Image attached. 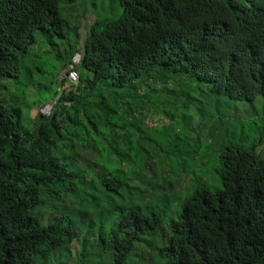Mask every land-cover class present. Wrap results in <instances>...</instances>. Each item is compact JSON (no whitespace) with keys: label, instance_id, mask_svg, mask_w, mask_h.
<instances>
[{"label":"trees","instance_id":"trees-1","mask_svg":"<svg viewBox=\"0 0 264 264\" xmlns=\"http://www.w3.org/2000/svg\"><path fill=\"white\" fill-rule=\"evenodd\" d=\"M112 1L121 10L80 31L61 0H0V264H38L64 250L87 262L93 239L109 264H133L137 242L155 232L158 264H264V159L243 142L216 156L222 188L196 187L172 221L169 192L154 188L155 157L172 167L173 143H190L183 132L194 105L201 121L223 122L221 107L264 99V0ZM42 52L54 60L47 68L37 66ZM77 54L73 87L61 75ZM163 112L184 128L161 147L145 123ZM134 181L158 204L123 209L103 234L105 185ZM63 195L81 221L46 215Z\"/></svg>","mask_w":264,"mask_h":264},{"label":"rangeland","instance_id":"rangeland-1","mask_svg":"<svg viewBox=\"0 0 264 264\" xmlns=\"http://www.w3.org/2000/svg\"><path fill=\"white\" fill-rule=\"evenodd\" d=\"M69 8H74L73 23L77 27L80 26V29L78 27L80 31L89 20L95 21L105 18L111 16V13L121 10L118 4L112 0H78L75 6H72L69 0H61V11L65 13ZM41 57L42 59H39L37 62L39 68H47L54 62V60H51L52 56L48 53L42 52ZM64 74L65 72L62 73L61 79ZM26 77L29 78V75H26ZM61 79L59 78L60 81ZM35 81L46 85L49 83L48 78L41 76L38 72L35 73ZM42 90L43 94L49 93V90H46L45 87ZM11 98L12 95L7 90L6 99L11 100ZM193 108L197 114L194 115L193 112V118L190 120L189 127L183 132V135H187L190 143H185V147L181 143H173L172 167L167 163L168 160L164 154L157 155L154 161V167H156L158 174H162V177L155 182L154 188H162L163 194L166 197L168 195L165 192L168 191L170 198L168 201H163L166 204H170L169 208L175 205L174 208L172 207L175 209V215L172 218H170L171 215H168V218H170L168 221L177 218V212L182 210L185 200L196 187L202 186L212 191L222 188L221 167L218 165L216 156L220 149L225 147L229 142H243L247 148L264 159V99H257L254 102L234 103L229 107L230 110H226V112L221 107L220 114H224L220 117L223 122L204 120L203 118L201 121L198 118L201 117L198 114V106L194 105ZM212 109L214 110L215 108L213 107ZM165 112L161 114L162 117L160 115H152V117H149L148 122L145 123V128H147L145 134H150L153 140L157 142L155 144L161 147L170 139L174 141L175 134L178 131L182 132L184 128L181 124H172L170 119L164 118L166 116ZM223 126L224 128H222ZM184 149L189 150L194 154V157L191 158L189 154H185L186 151ZM114 170H118L124 176L129 174L128 167H115ZM136 181L138 182V180ZM136 181L131 182L126 188H119L118 185H111L107 188V185H105L104 193L106 196H110V198H106L105 202L101 204L102 216L97 219L99 226L100 224L103 226V234L110 232L113 222L120 218L123 209L139 211V208L144 207L147 203L151 205L158 204L155 196H150L147 200L143 199L139 192V182L137 183ZM66 198L63 195L54 207L50 208L49 206L46 210L44 209L46 215L60 214L72 216L75 221H81L78 215L80 207L70 197L64 202L63 199ZM171 198L176 203L175 201L172 202ZM178 198H181V200H176ZM155 233L143 236L141 241L137 242L136 251L131 255L133 264H158V258H155L151 254L153 246H160ZM75 245L79 247V242L77 241L73 244V249L71 250L73 253L76 252ZM99 249L100 246L96 245L95 240H91V244L88 245L90 253L88 261L79 264H109L110 259L104 252H95V250ZM69 253L70 251L64 250L56 256H51L38 264L78 263L72 258L68 260Z\"/></svg>","mask_w":264,"mask_h":264},{"label":"built area","instance_id":"built-area-1","mask_svg":"<svg viewBox=\"0 0 264 264\" xmlns=\"http://www.w3.org/2000/svg\"><path fill=\"white\" fill-rule=\"evenodd\" d=\"M80 61H81V56L77 54L73 58V63L68 67L64 76H62V78H67L70 85L73 87H77L79 84L80 77H79V73L76 70V65L79 64ZM57 104H58V100L54 98L50 100V102H48L46 105L42 106L40 108V112L45 116H50ZM64 105L66 107H69L71 104L70 102H65Z\"/></svg>","mask_w":264,"mask_h":264}]
</instances>
